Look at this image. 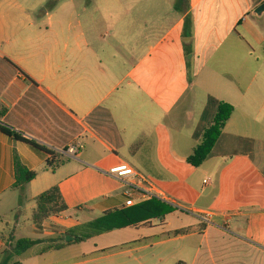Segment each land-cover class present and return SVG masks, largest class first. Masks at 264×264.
Listing matches in <instances>:
<instances>
[{"label": "crops", "instance_id": "1", "mask_svg": "<svg viewBox=\"0 0 264 264\" xmlns=\"http://www.w3.org/2000/svg\"><path fill=\"white\" fill-rule=\"evenodd\" d=\"M53 1L0 0V126L56 155L77 139L85 149L79 160L61 156L66 163L53 171L48 153L0 131V219L8 213L17 218L14 235L0 239L5 264L16 255L19 240L41 241L38 247L54 236H70L69 211L39 226L32 222L37 197L55 186L69 210L79 193L100 206L102 217L128 209L126 184L109 174L121 165L163 194L165 203L191 206L194 214L153 245L139 246L148 238L123 245L130 248L121 264H144L132 259L133 253L171 243H177L178 264H264V13L254 14L264 0H189L184 11L165 14L163 30L145 43L141 38L151 26L136 19L133 8L89 9L74 0ZM121 16L127 22L124 38L121 28L108 25ZM100 24L108 25L105 36ZM221 103L234 112L205 161L220 180L207 195L196 196L186 177L193 168L188 160ZM186 120L195 128L183 136ZM16 157L37 173L23 190L16 187ZM147 162H161L155 171L172 180L163 179L162 185L148 180L146 166L154 164ZM203 184L213 186L206 179ZM28 211L31 224L23 230ZM206 214L209 222L201 219ZM186 229L192 233L174 235ZM53 246L57 252L66 249Z\"/></svg>", "mask_w": 264, "mask_h": 264}, {"label": "rangeland", "instance_id": "2", "mask_svg": "<svg viewBox=\"0 0 264 264\" xmlns=\"http://www.w3.org/2000/svg\"><path fill=\"white\" fill-rule=\"evenodd\" d=\"M49 1L46 2L45 8L48 7ZM76 6H86L89 9L96 8H111L115 10H124V9H134L136 12H139L138 19L141 22H149L151 26L150 34L146 33L144 37L141 38V42L145 43L148 38L149 42L155 38L156 34L154 31H162V17L165 14H168L170 10H176L177 12L184 11L190 5L189 0H74ZM171 16L167 21V25L170 24ZM124 17H118L114 22L109 23L108 25L112 26L113 30L118 31L120 29V34L124 38L126 37V24ZM250 21L254 20L253 17L249 18ZM107 24H100L102 26V35L105 36V26ZM141 25V24H140ZM158 25V26H156ZM128 36V35H127ZM202 96L198 97L196 102L197 109H200L202 104ZM209 116V114H207ZM201 116L200 113L196 114V120ZM215 117V116H214ZM196 120L194 123L196 124ZM184 126L182 129V134L189 135L194 131V124L188 123L186 120L183 122ZM186 124V125H185ZM148 164H154V166H149ZM161 162H147L146 166L147 171L144 172V176L158 184L162 185L161 181L163 179H168L163 176H159L157 168L160 167ZM159 165V166H158ZM214 170L211 163H203L200 167H194L186 175L188 182L191 183L195 195L198 196L204 192L207 195L210 190L217 185L220 180L219 177H214ZM172 180V178H169ZM208 180L213 182V186L205 188L203 180ZM98 194V193H97ZM96 194V195H97ZM89 196L85 193L80 195L77 194L73 200L70 202V210L66 213V217L71 223V226L68 227L71 241L67 240L66 237L54 236L50 238L49 243L43 246L35 247L31 250V253L24 254L22 256H13L8 264H121L124 261H127L128 256L124 253L130 247L123 246L127 243H132L134 241L149 239L145 243L139 244L142 245H153L155 241L158 240V237L167 233L176 227H179L182 223L191 222L194 219L192 212L188 208H181L178 205L174 204L177 207V211L170 217L167 218V221H163L162 217L151 215L150 226L133 228L127 227L124 229H118L115 231H102L101 228L96 227V221L102 218V212L100 206L93 204V200H90ZM102 199V198H101ZM103 200V199H102ZM187 205V204H186ZM27 216H29V211L23 214L21 219L22 229L25 230L24 225L30 226V222L27 221ZM16 214L8 213L7 215L2 216L0 219V239L7 238L14 235L16 227ZM25 235H29L26 233ZM75 238H83L85 242L76 243L70 246L68 243H72ZM56 244H60L59 247L66 248L64 251L57 252ZM53 246L49 247L48 246ZM177 243H171V245H166L162 247L153 248L149 246L146 250L138 253H133L132 259L138 258L142 259L144 264H178V257L175 256V249ZM135 248V247H132ZM46 249V251H45ZM51 250V251H50ZM163 253L160 254V251ZM104 251L103 253H100ZM156 251H159L156 252ZM43 255V256H42ZM42 256V257H41ZM0 264H5L7 256L4 254L0 255ZM6 258V259H5Z\"/></svg>", "mask_w": 264, "mask_h": 264}, {"label": "trees", "instance_id": "3", "mask_svg": "<svg viewBox=\"0 0 264 264\" xmlns=\"http://www.w3.org/2000/svg\"><path fill=\"white\" fill-rule=\"evenodd\" d=\"M56 1H53L55 4ZM192 17H187L185 22L184 35L186 38L191 36ZM234 112V107L230 104L221 103L218 108V112L214 119L213 125L206 131L203 143L196 149L195 153L189 158L188 162L194 167H200L211 155L217 141L219 140L222 129L225 123L230 119ZM0 131L8 137L14 139L17 142H23L36 149L42 150L48 153L52 157V161L48 163V168L53 171L66 161L61 159L62 155H56L45 147L39 145L34 140L27 138L26 136L18 133L9 126L1 125ZM63 157V156H62ZM15 173H16V187L24 189L26 185L31 183L37 178V173L30 171L25 167L18 157L15 158ZM37 207L32 215V222L39 226L53 217H58L69 211V207L65 202V199L58 186H55L47 192L41 194L36 199ZM176 211V208L162 202L158 199H152L150 201L139 204L135 207L115 210L106 213L101 219L96 221L95 225L101 228L102 231H113L117 229H124L127 227H138L139 225H148L151 218L150 214L155 216L165 217ZM150 212V214H149ZM192 233L191 229L181 230L175 232V236L186 235ZM76 243L85 242L83 238H75ZM41 244V241H35L31 239L19 240L15 247V254L22 256L33 247ZM59 247V246H57Z\"/></svg>", "mask_w": 264, "mask_h": 264}, {"label": "built area", "instance_id": "4", "mask_svg": "<svg viewBox=\"0 0 264 264\" xmlns=\"http://www.w3.org/2000/svg\"><path fill=\"white\" fill-rule=\"evenodd\" d=\"M85 149L84 143L80 140L72 141L67 148L61 153V155L68 160H79ZM110 175L122 179L126 184L125 195L128 198L126 202V207H135L138 204L150 201L152 199H158L162 202H169L163 194L154 191L153 186L148 184L146 180L141 178L139 174L127 165H121L110 170ZM135 180L133 183H128L127 181ZM140 200V201H136ZM169 205L176 208L174 204L169 203ZM203 222H209V215L206 214L205 217L201 218Z\"/></svg>", "mask_w": 264, "mask_h": 264}, {"label": "water", "instance_id": "5", "mask_svg": "<svg viewBox=\"0 0 264 264\" xmlns=\"http://www.w3.org/2000/svg\"><path fill=\"white\" fill-rule=\"evenodd\" d=\"M264 13V3L262 5H260L256 11L254 12L255 15L257 16H261ZM68 241H71V238L68 236L67 238Z\"/></svg>", "mask_w": 264, "mask_h": 264}]
</instances>
